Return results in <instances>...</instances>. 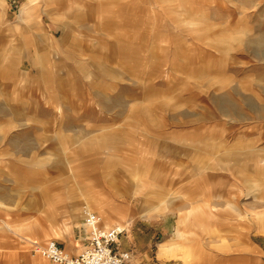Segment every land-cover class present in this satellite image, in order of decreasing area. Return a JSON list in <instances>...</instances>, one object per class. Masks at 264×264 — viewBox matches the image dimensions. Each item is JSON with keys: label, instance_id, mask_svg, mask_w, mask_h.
<instances>
[{"label": "rangeland", "instance_id": "rangeland-1", "mask_svg": "<svg viewBox=\"0 0 264 264\" xmlns=\"http://www.w3.org/2000/svg\"><path fill=\"white\" fill-rule=\"evenodd\" d=\"M88 206L129 264H264V0H0V264Z\"/></svg>", "mask_w": 264, "mask_h": 264}, {"label": "built area", "instance_id": "built-area-1", "mask_svg": "<svg viewBox=\"0 0 264 264\" xmlns=\"http://www.w3.org/2000/svg\"><path fill=\"white\" fill-rule=\"evenodd\" d=\"M83 216L87 237L77 254L70 255L54 240L44 243L28 241L31 252L53 264H129L131 254L117 250L124 229L117 226L106 228L100 216L86 209Z\"/></svg>", "mask_w": 264, "mask_h": 264}, {"label": "crops", "instance_id": "crops-1", "mask_svg": "<svg viewBox=\"0 0 264 264\" xmlns=\"http://www.w3.org/2000/svg\"><path fill=\"white\" fill-rule=\"evenodd\" d=\"M102 1H104V0H95V2H102ZM93 4H91V5H89L88 4V6H92ZM22 12H23V14L25 15V18L26 19H29L30 18V16H29V14H30V12H29V8H26V6H24L23 8H22ZM112 49V48H111ZM115 49V48H114ZM113 50V49H112ZM77 173V172H76ZM86 173H87V171H86ZM85 172H83V170H82V173H80V175H85L86 174ZM74 176H76V174H74ZM78 177H80V176H78ZM46 195H47V193L46 192H44V191H42L41 192V198L44 200V197H46ZM86 210H88V211H90V207L88 206V208H86ZM74 211H75V213H74V215L75 216H77V215H79V212H80V210L78 209V208H76V209H74ZM92 212H94V211H92ZM82 213V212H81ZM95 213V212H94ZM97 213L99 214V216L102 218V219H105L106 221H108V216H107V214H105V216H104V214H101V212H99V211H97ZM117 227H119V226H117ZM175 236H176V238H178V239H180V238H182V236H181V234H180V232H176L175 233ZM58 243V242H57ZM59 244V243H58ZM65 251L67 250V252H69L70 253V255H75V254H77L78 252H79V250H80V247H81V245H80V243H78V242H76L75 241V239L74 240H70L67 244H66V246L65 247H63L61 244H59ZM121 251V250H120ZM122 251H124V250H122ZM124 252H128V251H124ZM180 252V253H179ZM180 254V255H179ZM159 256L161 257V258H168V257H171V258H175V259H177V258H180V259H182L184 262H185V260H187V258H189L191 255L189 254V252L188 251H185V250H182L181 249V246H179V245H175V244H163V245H161L160 247H159Z\"/></svg>", "mask_w": 264, "mask_h": 264}]
</instances>
